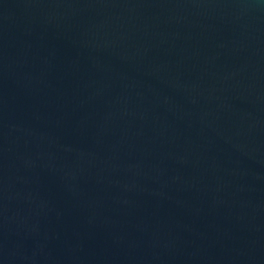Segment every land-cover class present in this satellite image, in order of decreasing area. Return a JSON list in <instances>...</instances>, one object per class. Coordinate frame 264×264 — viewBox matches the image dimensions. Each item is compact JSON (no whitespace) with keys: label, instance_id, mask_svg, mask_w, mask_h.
Returning <instances> with one entry per match:
<instances>
[{"label":"water","instance_id":"obj_1","mask_svg":"<svg viewBox=\"0 0 264 264\" xmlns=\"http://www.w3.org/2000/svg\"><path fill=\"white\" fill-rule=\"evenodd\" d=\"M0 264H264V0H0Z\"/></svg>","mask_w":264,"mask_h":264}]
</instances>
